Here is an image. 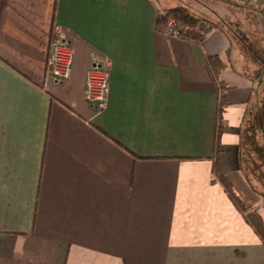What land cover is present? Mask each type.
<instances>
[{
  "label": "crops",
  "instance_id": "obj_1",
  "mask_svg": "<svg viewBox=\"0 0 264 264\" xmlns=\"http://www.w3.org/2000/svg\"><path fill=\"white\" fill-rule=\"evenodd\" d=\"M162 15L153 0H0V264H264L217 176L264 221L240 170L252 83L230 65L214 76L209 58L233 60L226 32L174 37ZM62 37L73 59L56 83ZM98 61L102 110L87 98Z\"/></svg>",
  "mask_w": 264,
  "mask_h": 264
},
{
  "label": "trees",
  "instance_id": "obj_2",
  "mask_svg": "<svg viewBox=\"0 0 264 264\" xmlns=\"http://www.w3.org/2000/svg\"><path fill=\"white\" fill-rule=\"evenodd\" d=\"M156 5L163 11V16L157 21L156 28L160 31H166L168 21L171 18L177 19L181 23L180 32L182 38H188L197 42H203L206 37V31L218 29L226 32L230 37V48L228 55L231 56L233 46H235L241 55L244 51L241 43H244L248 48V41L244 31V23L227 22L218 17H207L201 14L192 12L184 5H170V1L153 0ZM233 1V0H229ZM236 4L240 7L249 9L247 17L251 16L253 10L261 12L264 15V8L257 7L252 2H245L239 0ZM256 16V15H254ZM205 27L206 31L202 29ZM237 43V45H235ZM253 44V42H251ZM249 45V46H248ZM232 46V47H231ZM241 46V47H240ZM244 53V52H243ZM256 56L255 68L252 71L253 77L247 78L251 81L254 93L256 96V108L251 110L245 125L242 127V142L240 150V170L244 175L250 188L260 195L264 200V52L261 49H254ZM244 57V55H243ZM229 58V57H228ZM245 58V57H244ZM209 65L214 76L219 80L220 72L231 66L232 70L237 72L235 64L242 67V61L236 60L234 62L231 58L227 61L222 56H214L208 59ZM241 75V74H240ZM244 76V75H243ZM221 99V107L225 105L223 96ZM220 130L218 127L216 137V157L220 151ZM218 172V171H217ZM218 178L222 181L231 199L234 201L238 209L246 216V219L251 226L254 227L258 235L264 243V221L258 213L256 206H247L242 199L237 195L233 186L224 176L217 173Z\"/></svg>",
  "mask_w": 264,
  "mask_h": 264
},
{
  "label": "rangeland",
  "instance_id": "obj_3",
  "mask_svg": "<svg viewBox=\"0 0 264 264\" xmlns=\"http://www.w3.org/2000/svg\"><path fill=\"white\" fill-rule=\"evenodd\" d=\"M167 1V0H163ZM170 5L176 6V5H184L188 7L192 12L201 14L207 17H218L221 19L226 20L227 22H240L244 23V31L246 34V40H249L248 43L251 45L249 48L244 44L241 43L242 48H244V51L241 52L240 60L242 63V67L240 69V66L235 64V67L237 72L241 74L244 78H250L253 77L252 71L255 68V60L256 56L254 53V49H261L264 52V15L261 12H258L256 10H253L250 14L251 16L247 17L249 9L242 8L236 4V2H239V0H169ZM245 2H251V0H245ZM262 8V7H261ZM163 12V11H161ZM256 15V16H254ZM163 16V15H162ZM179 24H181L179 22ZM61 37V36H57ZM63 38V37H62ZM57 39V43H59V40H64V38ZM253 42V44L251 43ZM237 45V43H235ZM248 45V46H249ZM240 46V47H241ZM63 51L71 55L72 53V59H73V50L70 45V43L65 44V46L62 47ZM233 61L236 62L235 56H236V47L233 46ZM244 52V53H243ZM244 55V57H243ZM251 111V110H250Z\"/></svg>",
  "mask_w": 264,
  "mask_h": 264
},
{
  "label": "built area",
  "instance_id": "obj_4",
  "mask_svg": "<svg viewBox=\"0 0 264 264\" xmlns=\"http://www.w3.org/2000/svg\"><path fill=\"white\" fill-rule=\"evenodd\" d=\"M180 27L179 21L171 18L168 21L167 32L174 37L181 38ZM68 43V41L61 39L59 43L57 41L54 42L49 54L48 76L56 83H62L70 76L72 53L69 55L62 49ZM87 84V98L89 102L99 110L105 109L110 91V75L102 61L96 62L93 69L89 72Z\"/></svg>",
  "mask_w": 264,
  "mask_h": 264
}]
</instances>
